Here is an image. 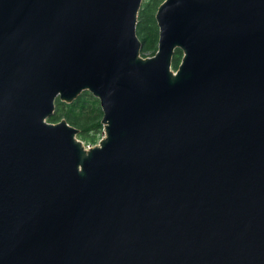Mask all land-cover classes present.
Wrapping results in <instances>:
<instances>
[{
	"label": "water",
	"instance_id": "water-1",
	"mask_svg": "<svg viewBox=\"0 0 264 264\" xmlns=\"http://www.w3.org/2000/svg\"><path fill=\"white\" fill-rule=\"evenodd\" d=\"M143 2L0 0V264H264V0Z\"/></svg>",
	"mask_w": 264,
	"mask_h": 264
},
{
	"label": "trees",
	"instance_id": "trees-1",
	"mask_svg": "<svg viewBox=\"0 0 264 264\" xmlns=\"http://www.w3.org/2000/svg\"><path fill=\"white\" fill-rule=\"evenodd\" d=\"M164 0H146L140 10L138 34L143 41L142 53L155 54L158 49L159 28L155 19V11ZM145 56V55H144ZM183 50L177 48L173 67L176 69L182 59ZM103 111L100 100L90 91H83L74 101L56 100V110L48 118L51 122H59L66 118L71 124L80 128L79 137L91 143H97L98 132L104 129L102 123Z\"/></svg>",
	"mask_w": 264,
	"mask_h": 264
},
{
	"label": "rangeland",
	"instance_id": "rangeland-1",
	"mask_svg": "<svg viewBox=\"0 0 264 264\" xmlns=\"http://www.w3.org/2000/svg\"><path fill=\"white\" fill-rule=\"evenodd\" d=\"M145 1H146V0H144L143 5H144ZM143 5H142V6H143ZM158 7H159V6H157L156 11H157ZM156 11H155V13H156ZM142 54L145 55V56H152V55H154V54L151 55L150 52H145V53H142ZM78 128H79V127H78ZM79 129H80V128H79ZM80 132H81V131H80ZM80 132L78 133V136H77V137L80 138V139H82L81 137H79ZM103 136H104V132H103V129H102L100 132H98L97 136H95L96 139H97V143H93L92 145H96V144H98V143L100 142V140L103 138ZM82 140H83V139H82ZM83 141L85 142V144L88 145V142H86L85 140H83ZM90 144H91V143H90Z\"/></svg>",
	"mask_w": 264,
	"mask_h": 264
},
{
	"label": "built area",
	"instance_id": "built-area-1",
	"mask_svg": "<svg viewBox=\"0 0 264 264\" xmlns=\"http://www.w3.org/2000/svg\"><path fill=\"white\" fill-rule=\"evenodd\" d=\"M85 145H87V144H85ZM91 144H88L87 146H90Z\"/></svg>",
	"mask_w": 264,
	"mask_h": 264
}]
</instances>
